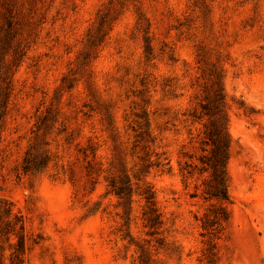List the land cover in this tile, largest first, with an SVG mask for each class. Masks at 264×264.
Returning a JSON list of instances; mask_svg holds the SVG:
<instances>
[{
  "label": "rangeland",
  "instance_id": "rangeland-1",
  "mask_svg": "<svg viewBox=\"0 0 264 264\" xmlns=\"http://www.w3.org/2000/svg\"><path fill=\"white\" fill-rule=\"evenodd\" d=\"M0 52V214L6 201L22 217L21 264H139L141 244L149 264H264V0H0ZM214 78L231 219L210 242L202 180L181 166L198 161L191 114ZM28 151L43 163L26 172ZM121 177L153 188L160 234L141 195L124 207L111 191ZM15 242L0 239L7 264Z\"/></svg>",
  "mask_w": 264,
  "mask_h": 264
},
{
  "label": "trees",
  "instance_id": "trees-1",
  "mask_svg": "<svg viewBox=\"0 0 264 264\" xmlns=\"http://www.w3.org/2000/svg\"><path fill=\"white\" fill-rule=\"evenodd\" d=\"M14 54L17 56L18 52L15 51ZM24 54L22 52L20 56L22 57ZM2 58L3 55L0 52V101L4 96L7 102L10 97L12 81L10 75L7 74L10 68L6 69V73L3 72L4 62ZM204 93V98L199 102V107L191 114L194 121H203L200 139L201 153L197 157V162H192L189 159L185 160L181 166V171L187 178L197 176L202 180L200 194L209 202V207L201 218L203 234H208L210 242H213L225 232L231 219L228 164L232 139L228 126L229 117L226 94L221 78L212 79L210 84L204 89ZM189 157L192 159L191 155ZM42 163L33 158L31 152L28 151L24 160L23 170L26 172L30 171L33 168L40 167ZM161 164L162 162L158 161L155 165L160 166ZM110 185L112 187L111 191L122 199L121 204L124 207H127L131 202L134 192L141 195L145 199L143 220L144 226L148 228V234L156 235L161 233L164 220L157 205L155 192L151 186L145 185L141 187L138 185L137 188H134L131 181L127 178L125 179V177H121L119 180L113 179ZM197 195L198 191L193 194V196ZM3 204L0 214V239L6 237L10 240L12 236L16 238L14 245L11 244L14 251L10 255V263L21 264L26 249V237L23 233L25 226L20 215H15L12 219L10 203L5 201ZM3 217H6V219L4 220ZM157 241L161 242L162 238L158 236ZM211 246L209 252L205 254V258L209 263L214 261L217 255L215 243H212ZM139 248L141 251L139 264H149L148 248L144 244H141ZM0 264H7L2 257H0Z\"/></svg>",
  "mask_w": 264,
  "mask_h": 264
}]
</instances>
